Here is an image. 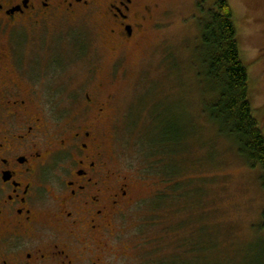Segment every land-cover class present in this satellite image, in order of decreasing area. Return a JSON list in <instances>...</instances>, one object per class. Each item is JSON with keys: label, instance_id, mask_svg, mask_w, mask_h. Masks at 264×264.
Returning <instances> with one entry per match:
<instances>
[{"label": "flooded vegetation", "instance_id": "1", "mask_svg": "<svg viewBox=\"0 0 264 264\" xmlns=\"http://www.w3.org/2000/svg\"><path fill=\"white\" fill-rule=\"evenodd\" d=\"M159 6L0 0V264L114 260L121 216L137 200L133 180L114 166L103 128L114 121L113 96L101 95L120 60L159 26ZM73 25L94 32L87 40L95 51L83 40L71 57ZM62 26L66 35L54 37ZM107 55L111 70L103 74ZM76 63L83 72L72 85L61 77Z\"/></svg>", "mask_w": 264, "mask_h": 264}, {"label": "rangeland", "instance_id": "2", "mask_svg": "<svg viewBox=\"0 0 264 264\" xmlns=\"http://www.w3.org/2000/svg\"><path fill=\"white\" fill-rule=\"evenodd\" d=\"M199 1L159 0V26L144 33L102 90L101 98L113 96L114 121L103 128L114 166L133 180L137 200L121 216L111 264H264L260 171L218 133L196 79ZM228 2L250 103L264 129V0ZM67 28L71 57L83 40L87 52L95 51L88 42L94 32ZM67 28H55L54 37ZM108 58L100 63L103 74L111 70ZM82 68L72 64L61 79L74 85Z\"/></svg>", "mask_w": 264, "mask_h": 264}, {"label": "trees", "instance_id": "3", "mask_svg": "<svg viewBox=\"0 0 264 264\" xmlns=\"http://www.w3.org/2000/svg\"><path fill=\"white\" fill-rule=\"evenodd\" d=\"M196 7L201 14L196 79L208 98L204 109L218 133L232 139L247 165L259 169L264 187V129L250 103L248 71L232 8L228 0H200ZM262 219L264 226V210Z\"/></svg>", "mask_w": 264, "mask_h": 264}]
</instances>
